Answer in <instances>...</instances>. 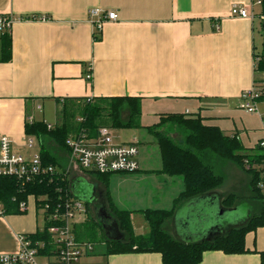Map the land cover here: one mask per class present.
<instances>
[{"label":"crops","instance_id":"0c3cea01","mask_svg":"<svg viewBox=\"0 0 264 264\" xmlns=\"http://www.w3.org/2000/svg\"><path fill=\"white\" fill-rule=\"evenodd\" d=\"M249 1L0 0V15L23 19L11 27L10 60L3 62L0 55V135L9 138L14 151L27 154L25 123L51 125L45 115L53 108L59 115L58 100L138 97L142 128L157 124L166 114L198 115L204 125L236 135L245 149L255 150L263 137L264 102L257 104V113L238 106L240 93L260 75L253 62L264 53V23L228 15L232 5L247 6ZM95 8L117 15L100 34H94L88 19V11ZM88 69L90 80L85 78ZM114 141L140 147L133 136ZM138 166L136 173L119 175L118 182L128 192L126 198H118L121 207L115 205L131 216L147 209L170 210L183 189L181 179L156 173L160 155L155 167L138 155ZM203 198L220 201L212 193L183 206L174 217L177 239L194 242L207 237L203 228H186L179 222L182 210ZM37 215L33 208L0 218L1 254L17 252L16 236L39 229ZM245 247L243 254L204 252L199 264H260L264 228L248 233ZM106 251L105 244L103 251L93 249L80 264H162L159 254Z\"/></svg>","mask_w":264,"mask_h":264},{"label":"trees","instance_id":"16d2710c","mask_svg":"<svg viewBox=\"0 0 264 264\" xmlns=\"http://www.w3.org/2000/svg\"><path fill=\"white\" fill-rule=\"evenodd\" d=\"M260 13L264 15V0ZM10 43V34L0 36V55L3 62L10 60ZM257 69L264 72V53L259 56ZM57 104L60 105L59 124L50 130L42 121L25 123L24 126L25 135L39 142L42 162L52 165L54 173L41 177L35 183L24 185L14 180L5 181L1 200L7 215H21L17 209L18 202L27 201L29 196L35 199L48 196L54 202L67 197L79 199L72 192V180L69 171L65 169L69 158L65 141L69 136L85 134L92 138L100 128L144 129L154 139L159 151L161 168L156 173L177 177L182 181L183 189L173 200L172 208L139 211L138 214L146 224L148 232L145 235H137L133 230L131 212L119 209L111 198L108 185L110 177L114 174L78 171L81 178L82 175L85 176L93 186L98 183L103 187L107 211L119 232L116 238L104 236L102 227L89 215L91 202H84L85 220L74 227V236L78 241H96L99 231L102 235V241H99L106 245L107 254H159L162 264H199L203 253L207 251H220L227 255L247 252L246 235L264 228V195L258 188L261 177L256 169L245 167V161L248 165L260 163L263 155L257 145L255 150L245 149L236 135L228 136L216 127L204 125L198 115L166 114L159 118L157 124L142 128L141 99L138 97L65 99L58 100ZM124 107L127 116L123 120ZM174 133L178 138H173ZM225 163H232L248 177L249 199L253 203L250 215L237 226L220 229V232L208 240L184 242L173 237L170 228L177 212L189 202L215 193L222 186L224 177L217 174L215 168ZM13 197H16L15 201H12ZM238 200L236 194H228L220 198V208L232 212L236 209ZM31 237L48 241L45 229L43 232L37 230ZM259 258L260 264H264V251L259 252Z\"/></svg>","mask_w":264,"mask_h":264},{"label":"built area","instance_id":"2783aa9c","mask_svg":"<svg viewBox=\"0 0 264 264\" xmlns=\"http://www.w3.org/2000/svg\"><path fill=\"white\" fill-rule=\"evenodd\" d=\"M263 0H250L247 6L234 4L229 9V17L254 21L258 19L264 23V15L256 14L255 9H261ZM88 19L94 34L101 33L103 25L108 21H116L115 12L103 11L95 8L88 11ZM23 20L11 15H0V36L10 34L14 23ZM41 21L45 18L40 19ZM96 39V37H95ZM259 57L253 62V69L258 71ZM89 74L85 76L90 80ZM258 78L253 80L251 87L240 93L239 110L247 113H257V104L264 102V72H259ZM263 137L257 146L262 150L260 163L248 165L246 169H256L261 177L258 188L264 195V118L262 119ZM48 130L51 125L46 126ZM65 145L69 151V165L76 171H91L101 174H133L139 169L138 144L115 143L112 132L108 128H100L95 137L89 138L85 134L69 136ZM27 154L16 152L11 147L8 137L0 135V218L6 216V208L1 200L4 181L14 180L20 185L35 183L43 176L54 173L52 165L42 162L39 155V142L32 137L24 139ZM36 150V153L30 151ZM66 171H69L66 169ZM16 197L12 198L15 201ZM42 219V226L38 229L48 236V241L32 239L31 235L16 236L19 248L15 253L1 254L0 264H80V260L93 252V245L89 242L78 241L74 236V227L82 223L86 217V207L83 201L72 197L53 201L45 196L35 199L29 196L27 201L18 202V212L22 215L28 211V205ZM38 203V204H37Z\"/></svg>","mask_w":264,"mask_h":264},{"label":"rangeland","instance_id":"374dc122","mask_svg":"<svg viewBox=\"0 0 264 264\" xmlns=\"http://www.w3.org/2000/svg\"><path fill=\"white\" fill-rule=\"evenodd\" d=\"M256 10V9H255ZM258 10V9H257ZM259 38V34L257 35V38ZM262 73V72H261ZM46 110V109H45ZM126 108L124 107L123 112H122V118L123 120L126 118ZM40 114L36 113L35 118H38ZM45 120L51 124V126H55L59 123L60 121V116L55 114V109H50L47 111L45 115ZM112 136L116 139V142H121V141H126L129 138L136 137L139 142H140V147H139V158L141 157L145 160H147L151 166L155 167L157 163H159V155H158V150L156 147V144L151 136H149L144 130H112ZM173 138H178L177 134L174 133ZM27 153V151H26ZM30 153H36V150L30 151ZM25 154V153H23ZM65 169L69 170V176L70 179L72 180V192H78L79 197H85L84 199H87L90 194H93V199L91 202V206L89 208V215L93 216L95 220L99 223V225L102 227L103 230V235L108 237V238H116L119 236V232L117 230L116 224L113 221V219L110 217L108 211H107V206L106 203L103 199V187L97 183V185L93 186L91 183H89V180H86L81 174H79L78 171L74 170L71 165H69V159L67 162V165L65 166ZM215 172L217 174H220L224 177V182L222 186L215 191V193L219 196V198H224L228 194H236L239 197L238 200V205L235 210L231 212L229 217L226 220V223L220 222V228L221 229H227L232 226H237L241 223H243L247 217L250 215L252 211V205L253 203L249 199V190H248V177L245 173L240 171L235 165L232 163H225L221 166L217 165L215 168ZM119 175H112L109 179V191L110 195L113 196L114 198V204L117 206L121 207L119 204L120 199L118 198H123L122 196L126 194L128 191L125 187V185H122L118 182L117 179H119ZM74 183V184H73ZM75 187V190L73 188ZM91 186H93L91 188ZM93 190V192H92ZM92 192V193H91ZM125 196V195H124ZM126 198V196H125ZM82 199V198H81ZM82 201V200H81ZM84 202V201H83ZM124 206H128V201L125 199L124 201ZM218 201H214L215 206L218 205ZM123 205V204H122ZM201 206H205L202 204V202L196 204V206L193 209V213L189 217H185L187 210H182L181 212V218H186L190 221L191 223H194L192 218H195L197 214L200 211ZM34 206L32 203H29L28 209L33 210ZM191 209V208H190ZM25 217V216H24ZM237 219L235 223H231L233 219ZM131 222L133 226V230L136 234L140 235H145L148 232V228L146 224L144 223L142 217L139 214H133L131 216ZM184 223L186 220L183 221ZM37 227L40 228L42 226V219L39 215H37ZM235 224V225H231ZM193 228V227H192ZM195 228V227H194ZM210 228L206 227V232H209ZM176 231L174 228V219L170 228V234L176 237ZM101 233L99 234L98 231V240L91 242L93 245V249L95 252L103 251L104 250V243L100 242L101 240ZM102 241V240H101Z\"/></svg>","mask_w":264,"mask_h":264},{"label":"water","instance_id":"95a60500","mask_svg":"<svg viewBox=\"0 0 264 264\" xmlns=\"http://www.w3.org/2000/svg\"><path fill=\"white\" fill-rule=\"evenodd\" d=\"M263 28H264V24H263ZM91 172L95 173V170L92 169ZM74 184V183H73ZM93 186H91L92 188ZM74 190L75 187L73 186ZM93 192V190H92ZM91 192V193H92ZM74 195H76L80 200L84 201V202H92L93 199V194H90L89 198L84 199L85 197H79V193L73 192ZM82 198V199H81ZM202 202L203 205L205 206H201L199 213L197 214V216H195V218H192V220L194 221V223L190 224V221L188 220L189 217L191 216V214L194 212L193 209L196 206V204ZM218 203V202H217ZM191 208V209H190ZM231 214V211H223L220 208V205H216L214 204V200H209L207 198H203L202 200H198L196 201L195 204H193L191 207H189V209L187 210V213L185 215V217H187L188 219L181 218L179 219V222H181L186 228H190V227H201L205 230V233L208 235L211 232H217L219 229V226L222 222L226 223L227 218L229 217V215ZM186 220V222L184 223L183 221ZM175 221V219H174ZM221 222V223H220ZM182 227V226H181ZM206 227L210 228L209 232H206ZM214 234V233H213ZM207 237H205L203 240H208L210 239L212 236L209 235ZM215 235V234H214Z\"/></svg>","mask_w":264,"mask_h":264},{"label":"flooded vegetation","instance_id":"af4514ba","mask_svg":"<svg viewBox=\"0 0 264 264\" xmlns=\"http://www.w3.org/2000/svg\"><path fill=\"white\" fill-rule=\"evenodd\" d=\"M88 198H89V196H88Z\"/></svg>","mask_w":264,"mask_h":264},{"label":"bare ground","instance_id":"6f19581e","mask_svg":"<svg viewBox=\"0 0 264 264\" xmlns=\"http://www.w3.org/2000/svg\"><path fill=\"white\" fill-rule=\"evenodd\" d=\"M5 182V181H4Z\"/></svg>","mask_w":264,"mask_h":264}]
</instances>
